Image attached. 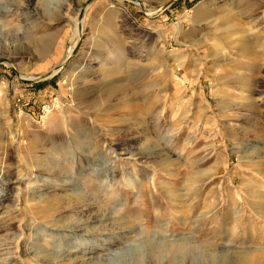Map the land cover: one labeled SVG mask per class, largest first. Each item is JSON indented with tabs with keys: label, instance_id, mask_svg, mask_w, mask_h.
Instances as JSON below:
<instances>
[{
	"label": "rangeland",
	"instance_id": "obj_1",
	"mask_svg": "<svg viewBox=\"0 0 264 264\" xmlns=\"http://www.w3.org/2000/svg\"><path fill=\"white\" fill-rule=\"evenodd\" d=\"M0 192V264H264V0H0Z\"/></svg>",
	"mask_w": 264,
	"mask_h": 264
},
{
	"label": "bare ground",
	"instance_id": "obj_2",
	"mask_svg": "<svg viewBox=\"0 0 264 264\" xmlns=\"http://www.w3.org/2000/svg\"><path fill=\"white\" fill-rule=\"evenodd\" d=\"M86 1H88V0H83V4L86 2ZM232 6V2H231V4L229 5V8H227V10H226V12H230V7ZM253 21H251V23H252ZM81 24V23H80ZM82 27V26H81ZM250 31L249 32H247V30H242V29H237L236 31H234V34L235 35H237V38H236V41H235V43L236 42H239V43H241L240 41H241V39H242V37H248L249 35H250ZM244 43H241L240 45H243ZM238 45V44H237ZM256 57V56H255ZM180 66V65H179ZM58 68V67H57ZM59 71V70H58ZM55 72L56 71H54V72H51L50 74H49V76H51V75H54L55 74ZM47 75V74H46ZM48 76V77H49ZM34 80V79H33ZM45 80V79H44ZM1 193V192H0ZM187 249L185 248V247H181V248H177L175 251H172V252H170V256L172 257V258H177L178 256H184L185 254H187L186 251ZM156 251H158V250H156ZM163 253L164 252H155L152 256L154 257V258H157V257H159V256H161V255H163ZM248 259H249V257H248ZM153 260H155V259H153ZM253 260V259H252ZM139 260H137V262H138ZM156 261V260H155ZM249 261V260H248ZM247 261V262H248ZM262 263V262H261ZM235 264H242V262H236ZM246 264V263H245ZM250 264V263H249ZM252 264V263H251ZM255 264V263H254Z\"/></svg>",
	"mask_w": 264,
	"mask_h": 264
}]
</instances>
